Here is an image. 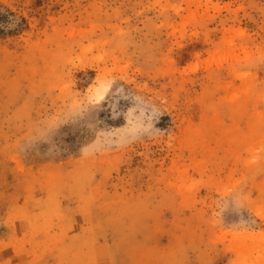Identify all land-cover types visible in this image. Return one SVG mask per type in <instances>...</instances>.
Here are the masks:
<instances>
[{
    "label": "rangeland",
    "instance_id": "rangeland-1",
    "mask_svg": "<svg viewBox=\"0 0 264 264\" xmlns=\"http://www.w3.org/2000/svg\"><path fill=\"white\" fill-rule=\"evenodd\" d=\"M0 264H264V0H0Z\"/></svg>",
    "mask_w": 264,
    "mask_h": 264
},
{
    "label": "bare ground",
    "instance_id": "bare-ground-1",
    "mask_svg": "<svg viewBox=\"0 0 264 264\" xmlns=\"http://www.w3.org/2000/svg\"><path fill=\"white\" fill-rule=\"evenodd\" d=\"M97 87H98V89H99V87H100L101 89H103V91H105V90H106V87H105V86H103L102 84H99V83H98Z\"/></svg>",
    "mask_w": 264,
    "mask_h": 264
}]
</instances>
